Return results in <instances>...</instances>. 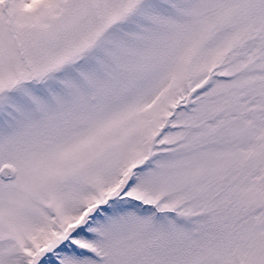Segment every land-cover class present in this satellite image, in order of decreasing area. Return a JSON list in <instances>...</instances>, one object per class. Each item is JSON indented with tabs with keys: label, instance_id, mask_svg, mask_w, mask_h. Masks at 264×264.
<instances>
[{
	"label": "snow or ice",
	"instance_id": "snow-or-ice-1",
	"mask_svg": "<svg viewBox=\"0 0 264 264\" xmlns=\"http://www.w3.org/2000/svg\"><path fill=\"white\" fill-rule=\"evenodd\" d=\"M0 264H264V0H0Z\"/></svg>",
	"mask_w": 264,
	"mask_h": 264
}]
</instances>
